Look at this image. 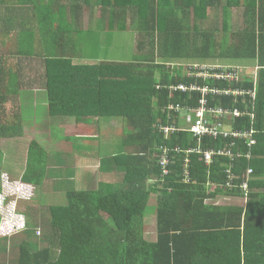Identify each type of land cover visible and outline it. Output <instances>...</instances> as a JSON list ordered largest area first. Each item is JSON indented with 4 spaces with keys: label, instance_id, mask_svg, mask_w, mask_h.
<instances>
[{
    "label": "trees",
    "instance_id": "obj_1",
    "mask_svg": "<svg viewBox=\"0 0 264 264\" xmlns=\"http://www.w3.org/2000/svg\"><path fill=\"white\" fill-rule=\"evenodd\" d=\"M1 35L9 42L0 54L1 162L3 140L23 137L35 116L121 120L126 129L119 152L95 147L100 172L116 181L92 189L76 188L72 168L47 166L67 165L94 142L66 137L71 150L60 159L33 141L22 182L66 177L55 182L54 202L31 199L22 231L0 238L1 264H264V0H0ZM35 62L42 78L25 74ZM255 67L256 82L245 71ZM225 73L237 78L215 77ZM255 87V100L214 93ZM203 100L207 109L241 110L214 128L253 131L255 144L223 133L195 137L188 116ZM200 150L213 152L211 164Z\"/></svg>",
    "mask_w": 264,
    "mask_h": 264
},
{
    "label": "rangeland",
    "instance_id": "obj_2",
    "mask_svg": "<svg viewBox=\"0 0 264 264\" xmlns=\"http://www.w3.org/2000/svg\"><path fill=\"white\" fill-rule=\"evenodd\" d=\"M24 18L28 21L29 19H33L32 15H24ZM236 20H238L236 18ZM17 21V20H16ZM23 24V19H20L18 25ZM130 27H135L137 29V22L133 21ZM129 27V28H130ZM21 27H18L17 30H20ZM126 35L130 36V33H125ZM227 39L229 35L226 36ZM7 36H0V54L6 55L9 53V42ZM132 42V41H131ZM219 51V49H217ZM123 56V57H122ZM116 57L120 58H127L125 55H116ZM13 62V61H12ZM16 63V61L14 60ZM189 61H184V63H188ZM208 64V63H207ZM25 66L24 63H22ZM31 67L34 68V71L30 72V77L32 79H39L42 78L41 72L37 75V72L41 70L42 65L35 62ZM178 68H185L187 69V65L181 66L177 65ZM26 68V67H25ZM176 68V66H175ZM27 68L25 70V74L28 75L29 71ZM251 70V73H257V70L249 68L245 71ZM36 73V75H35ZM43 80H40L42 83ZM13 110V109H12ZM34 110V109H32ZM39 111V110H38ZM32 114V112H28ZM40 115L42 113L39 111ZM36 115V114H35ZM36 125L32 127V125H27L24 129V136L21 138H13L10 140H3L2 143V150L5 152L3 155V162L0 161V169H1V181L3 179L5 189H8V195L0 194V238L11 237L16 233H19L24 228L25 222V210L26 206L24 204L27 202L29 203L31 199H36L37 201H42L43 203H52L55 200L53 199V195L56 191L54 189L55 182L59 183V180L66 177L64 176H56L50 178V176L43 178L42 183L43 186L36 187L35 185H30L23 183L21 177L25 169H27L29 162V150L30 146L33 141H37L46 153L49 154L51 157L50 152H53L54 155L59 156V152L61 151H70L71 146L68 143H56L52 142L55 140L57 135L53 134L49 122L40 121L38 116H35ZM87 124H83V127H76L70 126L69 130L73 132V135L68 134L67 136H72L75 139L80 140V145H87V142H94V144H89V147L81 148L80 150L75 149V154L72 155L71 159L66 161L67 165L60 166L58 164L54 165V163H48L47 169L52 172H56L57 170H66L72 168V170L68 171L69 177L73 179L75 182V186L77 189H92L95 188L100 181H107L108 182H115L116 178L110 176L109 178L104 177L103 174L100 172V158L96 155V148L102 154H106V148L110 151L119 152V143L123 137H125L126 129L119 130L121 127L124 128V125L121 123V120L117 121H104L103 123H95V125L89 126L87 129L85 127ZM102 126V127H101ZM101 127V129H100ZM89 133V134H87ZM62 136V135H61ZM118 147V148H117ZM52 153V154H53ZM60 158V156H59ZM64 159V158H60ZM33 169H37V165L33 164ZM35 165V166H34ZM26 172V171H25ZM67 174V176H68ZM27 185V191L22 194V190ZM57 187V186H56ZM21 191L15 193L13 191L17 190ZM214 187L211 188V191H214ZM30 190V191H28ZM10 191V192H9ZM17 192V191H16ZM52 195V196H51ZM60 197V196H58ZM61 199V198H60ZM156 202L155 198H153ZM51 200V202H50ZM58 201V200H57ZM237 203V199L235 201L227 200V199H220L219 203L225 202ZM155 202H151V207L148 211L147 215V224H146V236L152 238L155 234ZM26 203V204H27ZM25 204V205H26ZM38 204V203H37ZM239 204V202H238ZM24 210V212H23ZM31 213V212H30ZM18 217V219H16ZM24 220V222H23ZM15 233V234H14ZM38 236H43V232L38 230ZM155 237V236H154ZM1 256V255H0ZM8 259H11L10 252L8 253ZM2 256L0 258V264L2 261Z\"/></svg>",
    "mask_w": 264,
    "mask_h": 264
},
{
    "label": "built area",
    "instance_id": "obj_3",
    "mask_svg": "<svg viewBox=\"0 0 264 264\" xmlns=\"http://www.w3.org/2000/svg\"><path fill=\"white\" fill-rule=\"evenodd\" d=\"M201 70H206L208 67H196ZM213 70L218 68V67H211ZM211 72V71H210ZM205 74H203L204 76ZM215 77L219 78H226V79H235L237 78L236 76L230 74V73H225V74H215ZM200 89V88H196ZM185 90V89H184ZM202 93L207 94L208 92H211V90H208L207 88H202L201 89ZM214 93L216 94H221V95H232V96H239V97H251L252 100H255L256 98V88L250 89V90H242V89H226L223 91L220 90H215ZM205 100L202 101V106H200L197 110H191V112H195V116H188V119L191 123V128L190 131L194 134L196 137H202L205 135H212V136H217L218 134H222L225 136H231L234 139H249L250 140V146L255 144V139H254V132L253 131H227V132H219L217 129L214 127H221L220 123L216 122L213 124L214 120H219V119H231V118H238L241 116H244L241 110H233L230 111L225 108H217V109H207L205 106ZM251 119H254V114L251 112L248 113ZM210 117H213V120L210 121ZM199 153H202L200 150ZM204 156V160L206 164H211L213 161V152L211 151H205L202 153ZM223 155H229L232 156L233 154L230 151L227 152H222ZM164 165H166L165 162H163ZM168 171H165V174H167ZM244 187H247V184H243ZM21 192L17 190L13 192Z\"/></svg>",
    "mask_w": 264,
    "mask_h": 264
},
{
    "label": "crops",
    "instance_id": "obj_4",
    "mask_svg": "<svg viewBox=\"0 0 264 264\" xmlns=\"http://www.w3.org/2000/svg\"><path fill=\"white\" fill-rule=\"evenodd\" d=\"M77 62H89L88 60H84V61H81V60H77ZM26 63V62H25ZM24 63V64H25ZM27 68V67H26ZM25 68V70H26ZM29 71V74H30V69H28ZM255 81H257V77H255ZM40 89V90H38ZM32 91H35L37 93L40 94L41 92V88H34ZM32 91H29V92H32ZM104 121H110L109 119H97V121L95 122L96 124L97 123H103ZM48 122H49V126H50V129L52 132V135L53 134H59V136L57 135V137L55 138V140H53L52 142H56V143H66V137H69L67 136L68 134H72L73 135V132L71 130H69L70 126H76V127H83V124H79V123H70V124H66V123H62V122H55V121H52L51 118L48 119ZM95 123L93 124H87L85 125V127L88 129L89 126H92V125H95ZM102 127V126H101ZM100 127V129H101ZM102 130V129H101ZM89 134V133H87ZM62 135V136H61Z\"/></svg>",
    "mask_w": 264,
    "mask_h": 264
},
{
    "label": "clouds",
    "instance_id": "obj_5",
    "mask_svg": "<svg viewBox=\"0 0 264 264\" xmlns=\"http://www.w3.org/2000/svg\"><path fill=\"white\" fill-rule=\"evenodd\" d=\"M253 69H254V70H255V69L257 70V73H256V74H255V73H252L254 77H257V76H258V69H259V67L252 68V70H253ZM252 72H253V71H252ZM255 82H256V81H255ZM255 88H256V87H255ZM25 186H26V187H24V189L22 190V194H24V193L27 191V185H25ZM212 187L215 188V186H212ZM28 191H30V190H28ZM9 192H10V191H9ZM15 193H18V192H15ZM6 196H7V195H6ZM26 203H27V202H26ZM26 203H25V204H26ZM25 204H24V206L27 205V204H26V205H25ZM23 212H24V210H23ZM16 219H18V217H16ZM23 222H24V220H23ZM24 226H25V222H24Z\"/></svg>",
    "mask_w": 264,
    "mask_h": 264
}]
</instances>
